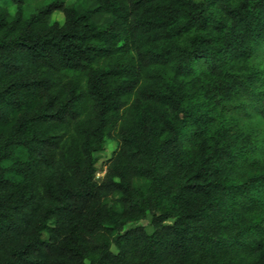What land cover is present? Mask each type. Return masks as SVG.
<instances>
[{"label": "trees", "instance_id": "obj_1", "mask_svg": "<svg viewBox=\"0 0 264 264\" xmlns=\"http://www.w3.org/2000/svg\"><path fill=\"white\" fill-rule=\"evenodd\" d=\"M0 264H264V0H0Z\"/></svg>", "mask_w": 264, "mask_h": 264}, {"label": "rangeland", "instance_id": "obj_2", "mask_svg": "<svg viewBox=\"0 0 264 264\" xmlns=\"http://www.w3.org/2000/svg\"><path fill=\"white\" fill-rule=\"evenodd\" d=\"M48 2L49 1H45L43 4H46ZM8 10H9V12L11 14H14L15 7L14 6H9ZM52 20L55 21V22H58V23H62L63 22V17H62V15L60 13H55L52 16ZM115 147H116V145L112 141H109V142H107L105 144L104 151L99 155V157L101 156V159L99 160L98 166H100L102 164V162L110 156L111 152L115 149ZM138 224L143 226V227H145V229L148 232L150 231V226H149V223H148L147 219L140 221Z\"/></svg>", "mask_w": 264, "mask_h": 264}]
</instances>
